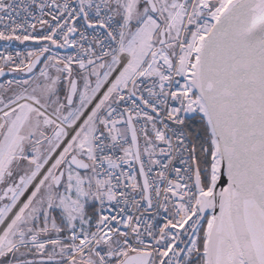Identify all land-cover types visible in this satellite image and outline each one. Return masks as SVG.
Segmentation results:
<instances>
[{
  "label": "snow or ice",
  "instance_id": "1",
  "mask_svg": "<svg viewBox=\"0 0 264 264\" xmlns=\"http://www.w3.org/2000/svg\"><path fill=\"white\" fill-rule=\"evenodd\" d=\"M0 264H264V0H0Z\"/></svg>",
  "mask_w": 264,
  "mask_h": 264
}]
</instances>
